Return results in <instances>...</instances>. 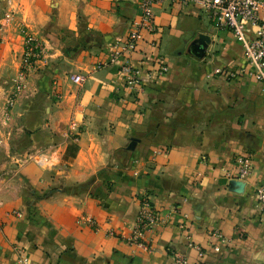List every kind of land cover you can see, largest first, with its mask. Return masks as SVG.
Listing matches in <instances>:
<instances>
[{
    "label": "crops",
    "instance_id": "crops-1",
    "mask_svg": "<svg viewBox=\"0 0 264 264\" xmlns=\"http://www.w3.org/2000/svg\"><path fill=\"white\" fill-rule=\"evenodd\" d=\"M139 2L0 0V264H16V247L31 264H176L175 252L188 264H264V82L233 32L194 3L157 4V32L112 61ZM27 33L40 55L21 86ZM203 34L199 58L190 45ZM126 60L140 70L136 90ZM245 152L254 169L237 192ZM145 193L160 222L142 247L128 236Z\"/></svg>",
    "mask_w": 264,
    "mask_h": 264
},
{
    "label": "built area",
    "instance_id": "built-area-1",
    "mask_svg": "<svg viewBox=\"0 0 264 264\" xmlns=\"http://www.w3.org/2000/svg\"><path fill=\"white\" fill-rule=\"evenodd\" d=\"M164 0H140L139 8L140 15L137 20L133 21L132 30L126 37L125 41L116 45V49L112 52V61H115L125 52L132 51L139 39L142 38L143 32H157L155 22L154 8ZM181 4H198L208 13V16L214 19L218 27L230 29L235 37L242 43L244 55L248 64V74L255 79L264 82V0H170ZM10 18L11 15L9 14ZM254 27V35L249 37L246 34V26ZM27 46V54L24 55V60L21 68L23 70L18 74L17 81L23 86L26 82L25 70L29 69L28 62L34 61L39 57L40 44L37 39L31 34H26L25 38ZM168 70L166 64H162L159 72L165 73ZM120 71L125 75L126 85L131 90H136L141 84L140 70L137 69L130 60H126L121 66ZM224 69L217 68V73H222ZM234 76V73H229ZM72 80L75 83H81L83 77L79 74L73 75ZM12 103V101H11ZM160 152V151H157ZM238 165L237 179L244 181L254 169V155L252 152L241 153L236 157ZM256 197L261 211L264 213V187L256 189ZM87 222H94L93 218H86ZM160 222L159 210L154 206L150 196L143 194L141 198V206L138 212L137 220L132 227L131 233L128 236V241L142 247H146L145 233ZM211 236L218 238L221 243H230V239L226 237L220 230L211 231ZM199 250V256L205 254L204 247L190 242ZM216 252L221 251V244L216 243L213 246ZM16 264H31L28 255L21 247H16ZM173 258L176 264H188V259L185 255L179 252L173 253Z\"/></svg>",
    "mask_w": 264,
    "mask_h": 264
},
{
    "label": "water",
    "instance_id": "water-1",
    "mask_svg": "<svg viewBox=\"0 0 264 264\" xmlns=\"http://www.w3.org/2000/svg\"><path fill=\"white\" fill-rule=\"evenodd\" d=\"M209 42H210V37L208 35L205 34L200 35L191 42L190 52L196 57L199 58L204 57L206 55ZM138 140H139L138 138L132 137L128 149L133 150ZM230 185L233 186L235 191L237 192H243L245 190L244 181L238 179H232L230 181Z\"/></svg>",
    "mask_w": 264,
    "mask_h": 264
},
{
    "label": "rangeland",
    "instance_id": "rangeland-1",
    "mask_svg": "<svg viewBox=\"0 0 264 264\" xmlns=\"http://www.w3.org/2000/svg\"><path fill=\"white\" fill-rule=\"evenodd\" d=\"M22 70H23V68H20L19 73H20ZM33 71H34V70H29V69L25 70V77H26V78L30 77V75H31V73H32ZM19 73H18V74H19Z\"/></svg>",
    "mask_w": 264,
    "mask_h": 264
}]
</instances>
